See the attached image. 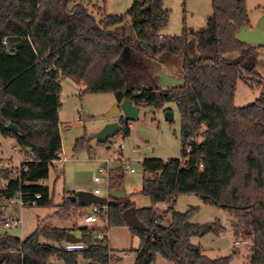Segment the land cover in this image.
<instances>
[{"label":"trees","instance_id":"1","mask_svg":"<svg viewBox=\"0 0 264 264\" xmlns=\"http://www.w3.org/2000/svg\"><path fill=\"white\" fill-rule=\"evenodd\" d=\"M247 2L212 0L213 16L204 27L160 38L170 21L163 0H133L123 15H108L90 0H0V134L29 149L18 167L0 168V208L17 195L25 206H33L30 202L40 194L37 206L57 207L56 214H84L71 199L75 192L65 191L61 203L54 204L43 183L62 151L63 79L83 84L85 92L113 93L118 102L131 99L137 106L158 108L174 101L181 116V156L142 160L139 194L152 205L136 208V213L146 229L125 220L124 211L134 206L130 199L110 198L100 210L107 227H79L84 250L66 249L71 229L39 225L25 238L0 235V264H79L80 256L89 264H117L120 252L110 247L108 237L99 240L93 232L122 225L140 238L132 250L134 264H156L158 255L172 264H229L231 256L210 258L192 241L202 234L201 225L191 221L197 207H175L178 196L189 193L227 211L234 239L250 242L248 264H264V74L251 62L264 47L238 39L243 25L250 24ZM180 55L183 85H146L148 59ZM239 80L262 87L252 104L235 105ZM119 121L121 133L129 136V122L123 116ZM9 123L18 130H8ZM75 144L78 151L89 147V139ZM113 171L110 188L122 184L126 170L119 166ZM160 202L168 208L160 210ZM211 225L216 232L225 229Z\"/></svg>","mask_w":264,"mask_h":264},{"label":"rangeland","instance_id":"2","mask_svg":"<svg viewBox=\"0 0 264 264\" xmlns=\"http://www.w3.org/2000/svg\"><path fill=\"white\" fill-rule=\"evenodd\" d=\"M90 1L92 5L105 9L108 15L126 14L133 3V0ZM87 3L88 1L85 2L86 5ZM163 3L164 8L170 11L169 24L161 31L163 36H181L186 27L202 28L213 16L212 0H163ZM247 9L250 23L254 26L264 15V0H248ZM236 55L229 54L228 57ZM251 62L256 65L260 74H264V48L258 51V55L254 56ZM145 76V83L149 87L168 88L183 85V56H174L164 61L148 59ZM61 84L62 105L59 118L62 160L54 161L49 178L45 180L51 189L53 203L60 204L65 191H94L95 188H99L102 191L101 196L106 199L114 198L122 201L130 199L136 208L151 206L150 198L139 194L144 177L142 160L145 158H179L181 156V116L176 102H167L158 108L141 105L139 119L129 122L130 135L124 137L120 132L110 139L109 144H102L90 137L107 123L119 121L122 117V114H106L117 101L115 95L113 93L85 92L83 85L75 83L69 78L63 79ZM262 91V87L256 82L252 87L239 80L235 105L243 107L252 104ZM167 111L173 112L172 120L166 119ZM82 137L89 139L88 146L91 149L84 147L74 151L77 139ZM121 143L124 144L122 149ZM134 148L137 152L133 151ZM28 153L29 149L21 148L10 137L0 134V168L18 167L22 158L28 156ZM107 161L111 174L119 166L126 168L120 186L110 188L109 181L105 178L99 183L94 181L95 176L104 177L99 169ZM130 168H134L135 171H128ZM156 206L160 210L168 208V205L161 202ZM175 207L179 211L197 207L192 215V222L200 225L219 223L225 228L219 232L210 229L206 233L192 238L194 243L203 247L205 255L210 258L231 256L229 264H248L250 251L247 246L250 242L247 244L235 243L231 229L233 218L227 211L206 204L194 193L179 195ZM84 209L82 210L84 214L81 216L80 213H75L73 210H60L56 214L58 208L54 206H20L15 204L4 209L2 207L0 208V211L3 212L0 218V235L7 233L25 238L41 225L71 229L76 236L82 239L83 231L79 229V226L85 224V215L92 213L90 206ZM12 216L20 219L19 225L5 227L3 218ZM101 218L103 222L99 221L95 227L108 226V222H104L105 217ZM72 223V227H66ZM98 233V230H94V238L97 239ZM108 241L109 245L120 252V255L127 254L128 252L125 251H132V248H138L140 244L139 236L133 234L127 225L108 227ZM235 250H238V253H234ZM79 264H88V261L80 256ZM156 264L172 263L158 255Z\"/></svg>","mask_w":264,"mask_h":264},{"label":"water","instance_id":"3","mask_svg":"<svg viewBox=\"0 0 264 264\" xmlns=\"http://www.w3.org/2000/svg\"><path fill=\"white\" fill-rule=\"evenodd\" d=\"M238 39L243 42L244 44L255 46V47H264V15L262 18L252 26L250 24H244L243 27L240 29L238 34ZM140 113V106H137L133 103L131 99H124L121 102L116 101L115 104L110 108V110L106 113L107 115L113 114H122L124 120L136 121L139 119ZM173 112L167 111L165 117L167 120L173 119ZM123 128V125L120 121H114L107 123L102 129L93 133L91 135V139H96L99 143H105L111 138L118 135ZM7 129L10 131H17L18 127L13 124L9 123L7 125ZM73 201H77L80 206L87 207L91 204H105L107 199L101 195H97L94 191H84L80 190L75 192L74 195L71 196ZM123 216L128 224L131 226L144 230L146 229L145 224L138 218L136 213V207L131 206L127 208ZM87 224H83L80 226V229H85ZM212 228V225L209 223L201 224V233L204 234ZM81 238L76 236L73 232L69 231L66 234L65 242H80ZM48 264H53L49 262Z\"/></svg>","mask_w":264,"mask_h":264},{"label":"built area","instance_id":"4","mask_svg":"<svg viewBox=\"0 0 264 264\" xmlns=\"http://www.w3.org/2000/svg\"><path fill=\"white\" fill-rule=\"evenodd\" d=\"M163 35L161 34L160 35V38H162ZM121 149L124 147V144L121 143L120 145ZM133 151H137L136 148L133 149ZM61 154H62V151L58 154L59 159H61ZM29 159L31 158H34V156H31V157H28ZM26 158L22 159L21 162H23ZM62 160V159H61ZM20 162V164H21ZM108 164V161L106 162L105 165H103L100 169H99V172L101 174L104 175L103 176H95L94 177V181L99 183L103 180V178H105L106 180L109 181V178H110V173H111V170L109 168V166L107 165ZM125 167H126V162H125ZM126 169V168H125ZM128 171H131V172H134L135 169L134 168H130L128 169ZM44 183V182H43ZM94 193L97 194V195H101V190L99 188H96L94 190ZM41 197L40 194H37L36 195V199H34L33 201L30 202V204L32 205H36L37 204V199H39ZM9 203L10 204H19L20 206H25L26 205V202L23 200V198L21 197V195H17L16 197L12 198L9 200ZM90 207L92 208V213H87L84 217V222L86 224H92L93 227H95V224H97L99 221H102V216L100 215V210H101V205L100 204H91ZM104 222H107V218L105 217V221ZM20 223V219L18 217H15V216H12L10 218H6L5 220H3V225L5 227H13V226H16V225H19ZM107 227V225H105ZM105 237H108V230H103V231H99L98 233V239L101 240ZM65 247L68 251H82L86 248V245L80 241V242H65ZM12 252V250L10 251Z\"/></svg>","mask_w":264,"mask_h":264},{"label":"crops","instance_id":"5","mask_svg":"<svg viewBox=\"0 0 264 264\" xmlns=\"http://www.w3.org/2000/svg\"><path fill=\"white\" fill-rule=\"evenodd\" d=\"M80 85H83V84H80ZM83 87H84V85H83ZM60 111V110H59ZM60 119V118H59ZM10 139H12V140H14L13 138H11L10 137ZM15 141V140H14ZM135 152V151H134ZM137 152V151H136ZM27 157V156H26ZM25 157V158H26ZM22 159H24V158H22ZM44 183L46 184V182L44 181ZM96 189V188H95ZM101 194H102V191H101ZM63 197V196H62ZM10 204V203H9ZM7 204V206H4L3 207V209L4 208H6V207H8V206H10V205H15V204ZM165 205H167L166 203H165ZM83 208H85V207H83ZM3 213V212H2ZM3 220H5V218H3ZM74 223V222H73ZM73 223L71 224V225H68V226H66V227H72V225H73ZM85 223V222H84ZM79 224V223H78ZM77 224V225H78ZM86 224V223H85ZM83 225V224H82ZM82 225H80V226H82ZM79 226V227H80ZM87 226L88 227H91L92 226V224H87ZM100 227V226H99ZM103 227H106V226H103ZM71 232H73V230H71ZM74 233V232H73ZM75 234V233H74ZM23 238V237H22ZM235 243L236 244H243V243H248V242H246V241H236L235 240ZM110 247L112 248V249H114V250H116V248H114V247H112L111 245H110ZM247 248H248V250H249V243H248V246H247ZM134 249H136V248H132V250H134ZM117 251V250H116ZM125 252H128L127 254L125 253V254H123V255H121L122 256V260L121 261H119L117 264H134V262H135V253L133 252V251H125ZM88 264H89V262H88Z\"/></svg>","mask_w":264,"mask_h":264}]
</instances>
